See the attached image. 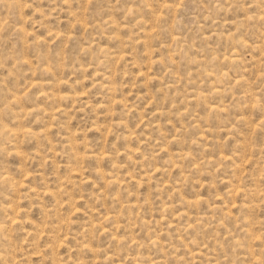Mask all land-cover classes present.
<instances>
[{"label": "rangeland", "instance_id": "374dc122", "mask_svg": "<svg viewBox=\"0 0 264 264\" xmlns=\"http://www.w3.org/2000/svg\"><path fill=\"white\" fill-rule=\"evenodd\" d=\"M0 264H264V0H0Z\"/></svg>", "mask_w": 264, "mask_h": 264}, {"label": "bare ground", "instance_id": "6f19581e", "mask_svg": "<svg viewBox=\"0 0 264 264\" xmlns=\"http://www.w3.org/2000/svg\"><path fill=\"white\" fill-rule=\"evenodd\" d=\"M59 242V241H58Z\"/></svg>", "mask_w": 264, "mask_h": 264}]
</instances>
